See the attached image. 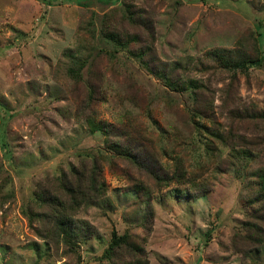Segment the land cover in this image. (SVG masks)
Returning a JSON list of instances; mask_svg holds the SVG:
<instances>
[{
	"label": "rangeland",
	"instance_id": "rangeland-1",
	"mask_svg": "<svg viewBox=\"0 0 264 264\" xmlns=\"http://www.w3.org/2000/svg\"><path fill=\"white\" fill-rule=\"evenodd\" d=\"M104 1L0 0V264H264V0ZM71 168L74 242L38 198Z\"/></svg>",
	"mask_w": 264,
	"mask_h": 264
},
{
	"label": "trees",
	"instance_id": "trees-1",
	"mask_svg": "<svg viewBox=\"0 0 264 264\" xmlns=\"http://www.w3.org/2000/svg\"><path fill=\"white\" fill-rule=\"evenodd\" d=\"M104 1V0H103ZM104 1V2H110ZM129 6H126L125 10L128 9ZM129 10V9H128ZM133 14V11H130L128 14V18ZM133 19V18H131ZM105 37L110 38L111 41L115 44H120L121 46L125 47L127 46L124 42L120 40V36L116 34L115 32H109L108 30L105 32ZM263 35L259 34V37L256 38L257 41L263 42ZM139 58L142 56L139 54ZM259 62V59H254L252 57H241L236 60L227 59L226 64H234L236 66L244 65L245 63H256ZM86 60H81L80 58H76L74 61V65L71 68L72 74L75 75V79H80L82 77L81 75V69L85 65ZM160 76L162 78L167 79L168 83L170 85H174L175 87L178 85H175L174 82H171L172 80L169 78V76L165 72H161ZM195 82V81H193ZM186 83V82H185ZM196 85L198 84L195 82ZM193 85L191 82L187 85H182L183 88L185 86ZM195 112V111H194ZM91 121V120H90ZM98 129H104V128H98ZM105 130V129H104ZM238 153L246 154L245 150L238 151ZM134 156V155H133ZM180 161V160H179ZM180 164L177 165V168H179ZM156 172V171H155ZM154 174L157 175L158 179H162L164 183H167V178L165 175H162L160 172H156ZM70 173L72 175L77 176L76 177V187H73L71 185H68L67 182L70 183V181H65L64 176L62 175L61 180L63 182H66L64 186H62V190H59L60 195H38V198L41 202H49V205L51 207L52 211V221L54 224V231L62 235L65 241L68 242H74L79 241L85 233H91V228L89 224L83 223L80 224L78 222H75L73 219L70 218V215L68 213H71V211L74 209V207L78 206L79 204L87 203V201L96 199L102 195V191H105V184L100 179L99 172L95 168L93 171H91L88 174H80L76 171V169L71 168ZM68 180V179H67ZM260 186L258 188V192L260 195H262V199H264V174L260 175ZM63 184V183H62ZM68 186H67V185ZM61 187V186H60ZM143 190H147V188L143 187ZM149 193V191L147 192ZM201 195L204 194V190L200 191ZM258 200V199H257ZM73 207V209H72ZM130 241H128V234L124 235H118L117 232L114 230L112 232L111 240L109 243V247L107 248L105 254H111L113 252L119 251V250H125V248L130 249Z\"/></svg>",
	"mask_w": 264,
	"mask_h": 264
}]
</instances>
